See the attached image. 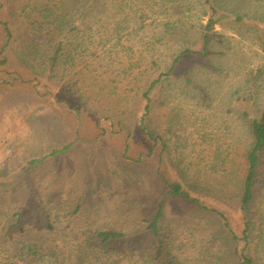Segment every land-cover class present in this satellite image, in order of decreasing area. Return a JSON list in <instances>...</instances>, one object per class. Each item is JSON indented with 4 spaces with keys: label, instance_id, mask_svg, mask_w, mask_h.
<instances>
[{
    "label": "rangeland",
    "instance_id": "1",
    "mask_svg": "<svg viewBox=\"0 0 264 264\" xmlns=\"http://www.w3.org/2000/svg\"><path fill=\"white\" fill-rule=\"evenodd\" d=\"M215 7L209 58L181 62L152 93L157 144L141 131L142 93L181 53L202 51L204 0H0V264L240 263L218 215L163 180L207 186L196 196L242 236L249 118L264 111V0ZM251 221L248 254L264 264V155ZM106 231L128 238L100 245Z\"/></svg>",
    "mask_w": 264,
    "mask_h": 264
},
{
    "label": "trees",
    "instance_id": "2",
    "mask_svg": "<svg viewBox=\"0 0 264 264\" xmlns=\"http://www.w3.org/2000/svg\"><path fill=\"white\" fill-rule=\"evenodd\" d=\"M204 6L208 14L210 15L211 19L209 20V22L207 23V25L204 27L203 30L202 51L196 52V51L188 50L181 53L175 59L170 69V72L159 75L157 79H155L150 83L149 88L142 93L141 102L143 106L140 117L141 131L154 143L158 144L159 142H162L163 138L159 136V134H157L156 130L152 129L150 124V115L153 109L152 93L160 89L161 85H163L164 82L169 79L170 75H172V73L179 67L181 62L183 63L186 60H191L193 59V57L209 58V53L211 52L210 43L212 41L213 36L215 35L213 34L214 32L212 31V29L214 22L219 20L220 13L215 7V0H204ZM4 26L6 28L5 32L8 40L6 46L4 47V49L6 50L9 45V39L11 38V32L6 25ZM62 50L63 49L61 48L60 45L57 47L56 50L53 51V56L50 60L51 61L50 72L52 73V75L54 74L56 76L58 75L56 73V70L57 68H59L58 62H59V58L62 57L61 56L63 54ZM206 66L208 67L209 64H207ZM186 81L190 82V79L187 78ZM244 115L248 118L250 117L248 113H244ZM249 130L251 134L252 143L249 151L245 156L246 172H245V179L243 181L241 196L239 200V210L246 223V228L242 236H239L235 232L229 221V218L226 216L224 211L216 209L208 202L196 196L201 191L202 192L207 191L208 189L207 186L203 187L201 182L195 179H191V180H187L188 186L185 187L180 182L169 180L166 176L165 177L163 176V180L167 185L168 193L170 195L174 197H181L203 211L212 212L218 215V217L224 222L225 227L229 230L231 238L234 241L241 243L242 248L240 249L239 264H253V260L251 256L248 254V245H249V233L251 232V227H252L251 207L255 199L258 166L262 156L264 155V111L258 117L249 118ZM58 153L59 152H54L53 154L57 155ZM162 215H163V208L162 206H160L153 220L148 223L147 228L152 232V234L155 237H160L159 227H160V221L162 219ZM49 228H51V226H49ZM126 238H128V235L113 231L100 232L97 234L96 237L100 245H106ZM28 250L31 253H35V255H39V249L37 246L30 247Z\"/></svg>",
    "mask_w": 264,
    "mask_h": 264
}]
</instances>
